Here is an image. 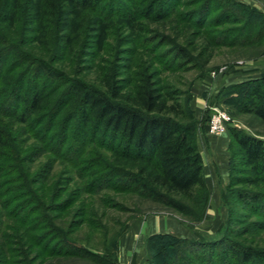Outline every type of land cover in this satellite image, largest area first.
<instances>
[{
    "label": "trees",
    "instance_id": "trees-1",
    "mask_svg": "<svg viewBox=\"0 0 264 264\" xmlns=\"http://www.w3.org/2000/svg\"><path fill=\"white\" fill-rule=\"evenodd\" d=\"M132 1V17L117 21L135 31L145 3ZM146 1L149 3L146 16L156 15L155 18L161 19L162 13L159 12L163 7L155 6L152 0ZM214 2L211 0L210 5ZM227 2L247 17L243 20L228 9L216 16L214 21L218 26L225 21L239 25L229 36L228 45L245 47L264 42V11L239 0ZM99 3V0H0V173H3L0 185L9 189L15 183H23L22 188L29 191L35 205L38 204L27 166V148L19 139L25 131L31 134L30 128L37 129L35 135L38 137L44 134L46 140L59 138L57 145L63 159L70 147L67 146L72 137L70 124L76 121L75 126L82 127L83 133L81 139H73L79 143L77 149L81 148V152L71 163L82 178L89 179L90 193L102 190L103 184L114 183L113 179H105L110 176L107 170L103 173L94 171L96 167L113 165L119 169L118 175L126 176L123 192L184 215L190 212L192 204L203 217L211 193L199 148L198 130L202 127L208 131L212 109H206L203 119L197 118L191 105L192 89L186 98H182L183 94L157 80L155 73L142 69L140 65L130 73L126 85L110 68L112 75L105 79L103 90L72 83L61 94L58 91L64 84L60 80L62 74L44 62L27 66L24 72L16 74L20 63H14L11 56L17 50L16 35L20 27L35 33L34 42L49 43L54 39L50 32H55L62 34L61 39L70 46L89 20L100 48H104L116 21L107 22L103 18ZM86 14L89 19L85 18ZM202 51L200 59L206 68L214 52ZM33 70L39 75L42 73L46 79L40 82L38 77L36 84L26 93L27 77ZM48 77L54 78L58 84L54 85V81L50 85L46 83ZM222 87L209 99L210 106L216 105L227 90H236L240 93L241 112L254 115L264 123V72L258 77ZM69 94L73 95L68 100ZM227 135L229 182L221 198L228 215L216 231L219 236L209 237L199 231L193 237L152 234L145 241V264H264V246L242 245L231 241L228 233L222 234L234 222L232 207L236 202L248 208L251 215L264 217V137L240 130L231 123L227 124ZM88 143L100 144L107 154L101 158L82 159L81 155H92L94 151ZM90 164L94 168L83 173L81 165L87 167ZM40 207L44 208V205ZM249 232L250 229H244V234ZM55 234L67 238L62 231ZM60 244L64 250L70 247L73 251L61 254L63 251L56 250L55 256L79 255L80 245L67 239ZM104 249L96 257L108 264H119L118 243L114 244V249Z\"/></svg>",
    "mask_w": 264,
    "mask_h": 264
},
{
    "label": "rangeland",
    "instance_id": "rangeland-1",
    "mask_svg": "<svg viewBox=\"0 0 264 264\" xmlns=\"http://www.w3.org/2000/svg\"><path fill=\"white\" fill-rule=\"evenodd\" d=\"M99 1V12L103 18L107 22L116 21L104 48H100L89 20L78 33L79 38L70 46L61 39L62 34L55 32H50L54 39L49 43L34 42L35 33L31 29L20 27L16 35L17 50L11 56L14 63H20L16 74L24 72L27 66L44 62L62 74L60 80L64 84L58 91L61 94L72 83L103 90L105 79L112 75L109 73L110 68L114 69L118 80L126 85L125 81L130 73L140 65L142 69L147 68V71L155 73L157 80L183 94L182 98H186L195 85L206 84L209 77H212V82L217 80L218 84L224 82L228 86L250 77H258L264 72V42L231 47L228 45L231 39L229 36L239 25L225 21L218 26L214 21L219 12L226 9L238 14L243 20L247 19L239 8L227 0H215L211 5V0H152L155 6L163 7V11L159 12L162 13L161 19L155 18L156 15L147 17L146 6L149 3L146 0H136L145 5L144 12L137 18L135 31L117 21L132 17V0ZM239 1L264 11V0ZM85 18L89 19L88 14ZM203 49L214 52V57L206 68L200 59ZM181 53L184 54L183 57ZM38 77L40 82L46 79L42 73L39 75L34 70L30 73L26 93L30 92ZM53 81L54 85L58 84L54 78L49 77L46 83L50 85ZM219 89L207 96L208 104ZM223 94L212 107L227 113L232 118L231 124L236 128L264 137V123L254 115L241 112L238 103L240 93L227 90ZM72 95H67L68 100ZM215 113L212 110L211 117ZM75 123L76 121L70 124L72 137L63 159L57 145L59 138L46 140L44 134L38 137L35 135L37 129L34 131V128H30L29 132L32 133L25 131V135L19 139L25 142L23 144L27 148V166L38 204L35 205L29 191L22 188L23 183H15L9 189L0 185V264H108L96 255H101L104 248L114 249L116 242L119 245V262L122 248L132 246L134 249L145 250V264V241L150 235L147 234L142 240L141 234L154 219L169 218L177 221L186 230L185 237H193L197 231L206 233L209 237L219 236L216 231L228 215L221 194L229 182V164L228 174L218 165L205 168L211 200L203 217L192 204L190 212L184 215L143 200L138 195L123 192L126 176L118 175L120 171L113 165H106L107 168L96 167L94 171H108L107 175L110 176L105 179H113L114 183L108 186L103 184L102 190L90 193L89 179L82 178L71 163L81 152V148L77 149L79 143L74 139H81L83 133L82 127H76ZM223 134H227V130ZM223 134L210 135L219 137ZM88 144L93 147L95 155L86 153L81 155L82 159L101 158L103 154H107L100 144ZM81 166L83 173L94 168L93 164ZM2 174L0 173V178ZM41 204L44 208L40 207ZM232 208L234 222L222 234L228 233L230 240L235 243L263 247L264 217L251 215L248 208L237 202ZM139 225L141 227L138 228ZM246 228L250 232L244 234ZM56 231L64 232L67 238L54 235ZM65 239L81 246L79 255H54L57 254L56 250L63 251L61 254L73 251L70 247L66 250L62 248L60 243Z\"/></svg>",
    "mask_w": 264,
    "mask_h": 264
},
{
    "label": "crops",
    "instance_id": "crops-1",
    "mask_svg": "<svg viewBox=\"0 0 264 264\" xmlns=\"http://www.w3.org/2000/svg\"><path fill=\"white\" fill-rule=\"evenodd\" d=\"M218 79V78H217ZM209 81L206 84H197L192 88L193 100L191 102L192 108L195 111L197 118L203 119L206 111L207 96H209L213 90L217 91L224 82H212V77L208 78ZM213 86L211 87L210 85ZM198 143L201 154L203 156L205 168L209 165L214 167L215 165L223 168L224 172L228 174L229 164V137L227 134L216 137L209 134L202 127L198 130ZM218 163V164H217ZM206 170V169H205ZM208 184V175L205 173ZM212 182L214 179L211 180ZM215 182V181H214ZM209 186V185H208ZM138 228L141 225L137 226ZM145 228V227H144ZM157 233H170L173 235L185 237L186 230L182 228L177 221L169 218L154 219L148 223V227L144 233L141 234L142 240L147 234ZM185 234V235H184ZM145 251V250H144ZM141 249H134L126 247L122 248L119 264H144V257L146 252Z\"/></svg>",
    "mask_w": 264,
    "mask_h": 264
},
{
    "label": "built area",
    "instance_id": "built-area-1",
    "mask_svg": "<svg viewBox=\"0 0 264 264\" xmlns=\"http://www.w3.org/2000/svg\"><path fill=\"white\" fill-rule=\"evenodd\" d=\"M207 108L212 109L215 111V115H213L210 119V126H209V132L210 134H223L227 130V124L232 122V118L228 116L227 113L222 112L218 110L215 107L210 106L207 103ZM131 264V263H129Z\"/></svg>",
    "mask_w": 264,
    "mask_h": 264
}]
</instances>
